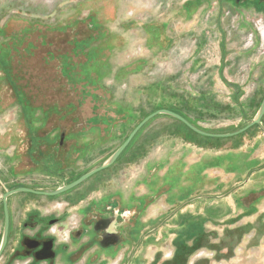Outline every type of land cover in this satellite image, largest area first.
Returning a JSON list of instances; mask_svg holds the SVG:
<instances>
[{
	"label": "crops",
	"instance_id": "0c3cea01",
	"mask_svg": "<svg viewBox=\"0 0 264 264\" xmlns=\"http://www.w3.org/2000/svg\"><path fill=\"white\" fill-rule=\"evenodd\" d=\"M198 1L187 0L174 11L176 19L192 22L188 66L172 73L173 79H161L142 90L147 92L150 112L123 106L134 118L132 127L143 116L168 109L203 131L231 133L258 111L264 98V55L257 45L245 47L252 32L248 15L231 14L217 0ZM169 29V22L148 23L146 28L164 54L179 41L169 39ZM154 92L160 95L156 99L149 96ZM122 162L126 165L120 168V184L113 191L159 197L139 231L134 230L139 235L160 224L151 236L150 261L164 249L157 244L162 235H187L260 212L256 205L264 199V119L244 135L219 139L200 136L169 116H157L132 142ZM14 179L12 167L0 169V196ZM247 200H252L249 206ZM1 231L2 221L0 237Z\"/></svg>",
	"mask_w": 264,
	"mask_h": 264
},
{
	"label": "rangeland",
	"instance_id": "374dc122",
	"mask_svg": "<svg viewBox=\"0 0 264 264\" xmlns=\"http://www.w3.org/2000/svg\"><path fill=\"white\" fill-rule=\"evenodd\" d=\"M185 1L0 0V169L14 167L7 159L14 152L9 134L23 114L67 115L77 95L82 96L77 112L81 120L118 118V105L150 112L147 92L142 90L161 79H173L172 73L188 66L192 22L174 14ZM152 22L159 26L169 22V39L179 40L166 54L146 31ZM96 71L99 79L90 78ZM22 130L20 126L15 131ZM256 206L258 214L208 225L201 236L166 235L162 258L174 244H195L204 252V264H264V199ZM2 214L0 207V221ZM149 251L148 247L146 255Z\"/></svg>",
	"mask_w": 264,
	"mask_h": 264
},
{
	"label": "flooded vegetation",
	"instance_id": "af4514ba",
	"mask_svg": "<svg viewBox=\"0 0 264 264\" xmlns=\"http://www.w3.org/2000/svg\"><path fill=\"white\" fill-rule=\"evenodd\" d=\"M217 3L231 14L252 16V20L264 23V0H217ZM99 66L103 71V66ZM95 77L99 79L97 71L90 78ZM76 98V102H71L73 110L64 116H18L14 131L9 134L14 152L7 159L14 166L15 181L8 191L24 187L51 193L74 183L101 166L142 122L133 129L129 113L119 105L115 111L118 118L93 116L81 120L77 112L82 96ZM127 125L131 127L126 132ZM20 126L23 130L16 132ZM131 144L113 166L64 194L51 197L26 193L10 197L8 243L0 264H204L201 259L204 252L195 244H174L166 258H162L161 251L152 260L147 259V249L153 245L151 236L160 224L139 235L134 230L139 231L143 217L159 197H133L124 191L117 193L119 188L113 191L119 187L120 168L126 165L122 161ZM3 195L0 242L4 229ZM202 229L190 233L201 236ZM165 237L157 240L159 246L163 247ZM193 256L195 260H191Z\"/></svg>",
	"mask_w": 264,
	"mask_h": 264
},
{
	"label": "water",
	"instance_id": "95a60500",
	"mask_svg": "<svg viewBox=\"0 0 264 264\" xmlns=\"http://www.w3.org/2000/svg\"><path fill=\"white\" fill-rule=\"evenodd\" d=\"M161 115L169 116L171 118H174V119L180 121L181 123L186 125L191 131H193L194 133H196L198 135L204 136V137L220 138V139L233 138V137H236V136H239V135H242V134L248 132L250 129H252L254 127H257V126L259 127L262 125V121L264 119V98H263V101H262L258 111L253 116V118H251L248 121V123L245 127L241 128L235 132L224 133V134L211 133V132L203 131V130L199 129L198 127L194 126L191 122H189L186 118H184L180 114L175 113L171 110H168V109L157 110V111L153 112L152 114H150L149 116H147L130 133L129 137L123 142V144L108 159H106L102 163L101 166H99L98 168H96V169L90 171L89 173L85 174L84 176H82L80 179H78L74 183L67 185V186H64L62 188H59V189H57L51 193L36 192L32 189L24 188V187L12 189V190L5 192L3 195L4 229H3V234H2V238H1V242H0V257L3 254V252L7 246V243H8L9 227H10V211H9V207H8V200L10 197H12L14 195L26 194V193H32V194H36V195L45 194L47 196L52 197V196H58V195L64 194V193L78 187L79 185L83 184L85 181H87L92 176H94L97 173L104 171V170L110 168L111 166H113L117 162V160L120 158V156L123 154V152L127 149V147L131 144V142L134 140V138L137 136V134L142 130V128L144 126H146L151 120H153L157 116H161ZM40 259H44V257H40Z\"/></svg>",
	"mask_w": 264,
	"mask_h": 264
},
{
	"label": "built area",
	"instance_id": "2783aa9c",
	"mask_svg": "<svg viewBox=\"0 0 264 264\" xmlns=\"http://www.w3.org/2000/svg\"><path fill=\"white\" fill-rule=\"evenodd\" d=\"M250 21L252 24V32L246 36L245 47L252 48L257 45L259 53L264 55V23L260 19Z\"/></svg>",
	"mask_w": 264,
	"mask_h": 264
},
{
	"label": "trees",
	"instance_id": "16d2710c",
	"mask_svg": "<svg viewBox=\"0 0 264 264\" xmlns=\"http://www.w3.org/2000/svg\"><path fill=\"white\" fill-rule=\"evenodd\" d=\"M199 1H203V0H199ZM198 1V2H199ZM121 107V110L123 111L124 110V108L122 107V106H120ZM155 112V111H154ZM153 113V112H152ZM152 113H150V114H152ZM150 114H148V115H145V116H143V118L138 122V123H136V124H134V126H133V129L141 122V121H143L147 116H149ZM130 116V115H129ZM130 119H134L132 116H130ZM132 131V130H131ZM242 135H244V134H242Z\"/></svg>",
	"mask_w": 264,
	"mask_h": 264
},
{
	"label": "clouds",
	"instance_id": "9594fccd",
	"mask_svg": "<svg viewBox=\"0 0 264 264\" xmlns=\"http://www.w3.org/2000/svg\"><path fill=\"white\" fill-rule=\"evenodd\" d=\"M107 231V230H106Z\"/></svg>",
	"mask_w": 264,
	"mask_h": 264
}]
</instances>
